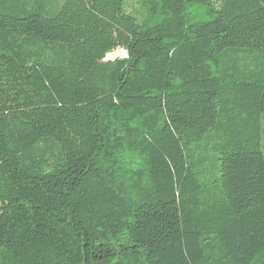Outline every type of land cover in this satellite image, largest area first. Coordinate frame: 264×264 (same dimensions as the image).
Segmentation results:
<instances>
[{
	"label": "trees",
	"instance_id": "1",
	"mask_svg": "<svg viewBox=\"0 0 264 264\" xmlns=\"http://www.w3.org/2000/svg\"><path fill=\"white\" fill-rule=\"evenodd\" d=\"M263 122L264 0H0V264H264Z\"/></svg>",
	"mask_w": 264,
	"mask_h": 264
},
{
	"label": "clouds",
	"instance_id": "2",
	"mask_svg": "<svg viewBox=\"0 0 264 264\" xmlns=\"http://www.w3.org/2000/svg\"><path fill=\"white\" fill-rule=\"evenodd\" d=\"M128 58H130L128 49L123 46H117L115 49H111L104 54V56L102 57V62L115 63L118 60L123 61Z\"/></svg>",
	"mask_w": 264,
	"mask_h": 264
},
{
	"label": "rangeland",
	"instance_id": "3",
	"mask_svg": "<svg viewBox=\"0 0 264 264\" xmlns=\"http://www.w3.org/2000/svg\"><path fill=\"white\" fill-rule=\"evenodd\" d=\"M263 127H264V122H263ZM263 133H264V132H263ZM262 138H263V145H264V134H263Z\"/></svg>",
	"mask_w": 264,
	"mask_h": 264
}]
</instances>
